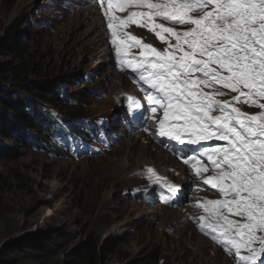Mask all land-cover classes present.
<instances>
[{"label": "rangeland", "instance_id": "1", "mask_svg": "<svg viewBox=\"0 0 264 264\" xmlns=\"http://www.w3.org/2000/svg\"><path fill=\"white\" fill-rule=\"evenodd\" d=\"M104 19L99 4L91 0H0V36L13 22L21 24L22 41L39 73L29 76L28 84L57 85L67 95V101L44 102L42 107L58 118L68 116L69 133L89 143V155L80 158L81 151L73 152L78 146L74 141L63 149L45 136V151L0 137V247L7 246V253L20 251L31 259L29 264H63L73 249L92 237L100 243L117 242L115 251L97 264H214V260L235 264L234 258L228 259L227 253L202 237L194 222L202 213L194 205L212 194L219 197L215 189L193 184L196 177L187 174L174 151L171 155L149 134L155 129L149 128L147 113L129 123L124 95L136 93L139 102L145 95L133 83V74L116 67ZM127 31L157 49L165 47L146 28L132 25ZM7 62L14 60L0 56V64ZM0 86L17 88L6 82ZM30 90L35 94L38 87ZM25 96L40 104L32 94ZM237 106L251 114L259 111ZM104 119L109 121L106 141L98 138V129L89 139ZM143 122L149 132L138 126ZM25 142L35 143L31 137ZM129 154L134 160H126ZM129 162L139 168L141 162L151 164L158 169L156 175L172 184L176 181L177 205L164 202L161 208L162 202L152 199L162 181L150 180L147 173L138 181L128 172L124 181H117L116 173L121 177L122 164ZM137 165L130 169L136 171ZM142 193L149 195V201L141 198Z\"/></svg>", "mask_w": 264, "mask_h": 264}, {"label": "snow or ice", "instance_id": "2", "mask_svg": "<svg viewBox=\"0 0 264 264\" xmlns=\"http://www.w3.org/2000/svg\"><path fill=\"white\" fill-rule=\"evenodd\" d=\"M91 2L105 18L116 67L133 74L145 95L155 132L143 130L199 146L183 163L219 196L194 205L202 210L194 220L199 230L235 264H264V0ZM132 25L165 47L144 43L127 31ZM128 101L130 109L141 106ZM146 172L179 191L154 169Z\"/></svg>", "mask_w": 264, "mask_h": 264}, {"label": "trees", "instance_id": "3", "mask_svg": "<svg viewBox=\"0 0 264 264\" xmlns=\"http://www.w3.org/2000/svg\"><path fill=\"white\" fill-rule=\"evenodd\" d=\"M22 27L21 24L13 22L3 30L0 36V56L14 60V62L0 64V82L17 87L0 86V137L10 141L16 139L27 147L33 146L47 151L44 145L45 136H49L60 144L58 134L64 133L62 125L67 120L66 115L58 118L48 107H42L41 103L63 102L68 98L64 91L52 83V86H48L47 83V85H41L42 83L39 82L28 84L29 76L39 75V73L28 48L22 41ZM33 86L38 87L35 94L30 90ZM27 92L38 98L40 104H36L35 99H28L25 96ZM41 130L43 135L40 133ZM27 137H31L35 143L25 142ZM116 247L117 242L114 239H105L100 243L89 237L70 252L63 264H97L101 258L111 255ZM6 249L7 246L0 247V264L30 263L31 259L22 255L20 251L7 253ZM34 259L33 257L32 260ZM126 264L145 263L130 261Z\"/></svg>", "mask_w": 264, "mask_h": 264}, {"label": "clouds", "instance_id": "4", "mask_svg": "<svg viewBox=\"0 0 264 264\" xmlns=\"http://www.w3.org/2000/svg\"><path fill=\"white\" fill-rule=\"evenodd\" d=\"M126 13V12H125ZM103 23H105V21H103ZM106 25V24H105ZM129 28H131V26L129 27ZM128 28V29H129ZM109 32V31H108ZM57 114H55V116H56ZM66 120H67V122H69L70 123V121L68 120V116H66ZM129 123H131V118H129ZM63 123V125H62V128H63V130H64V133H62V134H58V136H59V138H60V141H61V143L60 144H58V143H56L55 141H54V143H56V144H58V145H60L63 149H67L68 147H72L71 146V141H74L75 142V144H77L78 146L74 149V153L77 155L78 153H80V151H81V153L79 154V155H81V157L80 158H82V157H84V156H86V155H89V154H87V148H88V146H89V143L88 142H86L85 140H83V139H81V138H79V137H77L76 135H73V134H71V133H69V131L71 132V128L69 127V124L68 123ZM108 120H103V122H102V124H100L101 125V128H98V127H95L94 128V131H93V133H89V139L90 138H92V139H94V137H93V134L95 133V131L97 130V129H99V131H102L103 133H105L106 131H107V129H108ZM84 124H86L85 122H82V123H80V125L82 126V127H86L87 126V124L86 125H84ZM101 129V130H100ZM143 132V131H142ZM102 137L103 136H101V137H98L99 139H102ZM159 139H161V138H159ZM53 141V140H52ZM105 146L104 145H102L101 147H99L100 149L99 150H101V149H103ZM193 148V147H192ZM198 148H199V146H198ZM93 149H95V148H93ZM91 150V149H90ZM185 152H186V155L185 156H187V153L189 152V150H185ZM170 154H171V152H170ZM172 155V154H171ZM75 157V156H74ZM76 158V157H75ZM206 162V161H205ZM186 170V169H185ZM186 172H187V174H188V171L186 170ZM189 175V174H188ZM175 183H176V185H178V187H180L179 186V184L176 182V181H174ZM160 190H162V191H160ZM165 193H168L169 195H168V199H165L164 201H162V203H161V205H160V207L163 205V203L164 202H166V203H168V205L170 204V205H177V203H178V200H179V191L178 192H176L175 194H173V193H171V192H169V191H167L164 187H160L158 190H157V193H156V195H151L152 196V199H158V200H160L161 201V198H162V195H165ZM141 198L142 199H144V200H146V201H149V199H150V197H149V195L147 194V193H142V195H141ZM219 197H216L214 194H212V198L211 199H208V198H206V200H213V199H218ZM192 207H193V204H192ZM189 208H191V207H189ZM202 237H204L206 240H208L214 247H216L217 249H219L221 252H224L223 251V248H220L221 246L219 245V244H217V243H215V242H213V240L212 239H210L208 236H206V235H204V234H202ZM225 257H227L228 259H230V260H232L233 258H234V256H229V255H226Z\"/></svg>", "mask_w": 264, "mask_h": 264}, {"label": "bare ground", "instance_id": "5", "mask_svg": "<svg viewBox=\"0 0 264 264\" xmlns=\"http://www.w3.org/2000/svg\"><path fill=\"white\" fill-rule=\"evenodd\" d=\"M97 10H99V7H97ZM119 93V92H118ZM135 100H139L140 99V96L138 95V94H136V93H134L133 94V96H132ZM140 103V108L139 109H136V108H132V109H130V110H128L127 111V113L129 114V116L130 117H132L133 115H136L137 113H140L141 111H142V107L144 106V104L145 103H147V101H146V98L144 97V101H141V102H139ZM138 124V126H141L142 127V129H144V128H146V126H145V122L144 123H137ZM151 127H153V126H150L149 128H151ZM144 131V130H143ZM146 132V131H145ZM157 138V140L159 141V143L163 146V147H165V148H167L168 149V151H170L171 152V149H170V145H169V143L167 142V138H164V139H159L158 137H156ZM172 143H173V151H174V154H175V157H177L178 159H179V163L182 165V166H184V163H183V159L184 158H186V152H185V147L184 146H182V145H179V144H176L175 142H173L172 141ZM134 147H136L137 149H139L136 145L134 146ZM134 149V148H133ZM127 161H132V160H134V158H133V156L132 157H130V154H129V156H128V158L126 159ZM151 163V162H150ZM121 164V163H120ZM125 164H127V163H123L122 164V167H121V169H120V176L121 177H119L118 176V173H116V179H117V181H124V177H125V175H126V173H130L131 174V176H129V177H131V178H134V179H136V180H141L142 178H145L146 177V175H145V173H147L146 172V169H148V168H152V169H154L155 170V173H157V167H154V166H152L151 164H147L146 165V163H142L141 162V164H144L142 167H138V165H137V163H135V162H129V166H126ZM124 165V166H123ZM128 165V164H127ZM134 165H137L135 168H137V170L136 171H132L134 168H131L130 169V167H132V166H134ZM147 166H150V167H148L147 168ZM126 168H127V171H126ZM144 170V171H143ZM147 176H148V173H147ZM128 177V178H129ZM132 180V179H131ZM207 187H209V188H211L209 185H206ZM166 188V187H165ZM167 189V188H166ZM157 190H158V187L156 188V191H155V195H156V193H157ZM167 191H169L168 189H167ZM170 192V191H169ZM172 193V192H171ZM167 206V205H166ZM171 206V205H170ZM162 208V207H161ZM183 210H185L186 208H182ZM148 212H151V211H153V210H151L150 208H148V210H147ZM176 212L178 213V210H176ZM192 235H190L189 237H191ZM196 243L197 244H199L200 246H201V244H200V242L199 241H196ZM214 264H218V262L217 261H215L214 260ZM219 264H222V262L221 263H219Z\"/></svg>", "mask_w": 264, "mask_h": 264}]
</instances>
